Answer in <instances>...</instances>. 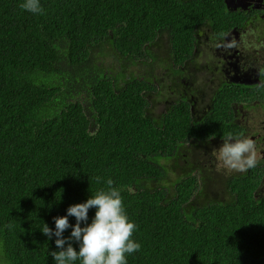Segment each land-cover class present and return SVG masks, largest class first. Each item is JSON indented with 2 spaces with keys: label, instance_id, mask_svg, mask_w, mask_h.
<instances>
[{
  "label": "trees",
  "instance_id": "1",
  "mask_svg": "<svg viewBox=\"0 0 264 264\" xmlns=\"http://www.w3.org/2000/svg\"><path fill=\"white\" fill-rule=\"evenodd\" d=\"M23 2L0 0V264H55L56 237L42 234L44 224L54 231V217L106 189L109 178L141 245L127 264H264V197L254 196V173L212 176L201 153L191 150L190 162L179 148L218 135L227 110L199 126L185 100L157 115L147 95L152 61L193 58L195 33L208 22L195 16L207 7L39 0L43 14H33ZM97 46L118 64L93 55ZM132 65L136 76L128 74Z\"/></svg>",
  "mask_w": 264,
  "mask_h": 264
},
{
  "label": "flooded vegetation",
  "instance_id": "2",
  "mask_svg": "<svg viewBox=\"0 0 264 264\" xmlns=\"http://www.w3.org/2000/svg\"><path fill=\"white\" fill-rule=\"evenodd\" d=\"M204 5L199 10L208 19L195 33L193 58L176 64L170 57L158 58L150 64L149 81L153 89L148 95L152 107L161 105L159 115L172 104L185 100L196 124H208L216 109L227 110L226 127L210 136L197 135L183 147L184 158L193 162L191 150L201 153L202 169L212 176L227 178L226 170L217 159H210L214 144L223 143L227 134L247 137L255 142L258 164L246 172L258 181L254 190L257 199L264 197V0H184ZM215 6V8H213ZM211 13V14H210ZM205 21V20H204ZM163 66V68H159ZM159 68V69H158ZM146 95V96H147ZM163 101V103H162ZM153 112V111H152ZM154 113V112H153ZM207 137V138H206ZM186 148H188L186 150ZM205 149H208V154ZM226 170V172H225ZM243 173L234 172V176ZM206 174V175H207Z\"/></svg>",
  "mask_w": 264,
  "mask_h": 264
},
{
  "label": "clouds",
  "instance_id": "3",
  "mask_svg": "<svg viewBox=\"0 0 264 264\" xmlns=\"http://www.w3.org/2000/svg\"><path fill=\"white\" fill-rule=\"evenodd\" d=\"M20 7L33 14H43L39 0H24ZM217 159L228 171L246 172L258 164L255 142L229 133L218 149ZM96 180L100 183L102 178ZM113 183L112 179H107L106 189L97 191L83 203L69 206L65 216L54 217V231L44 224L42 234L49 240L56 237L58 250L50 253L55 264H74L77 260L81 264H127L126 255L141 249V245L132 239L136 225L129 221L120 192ZM93 208L95 215L88 223L89 209ZM68 217H74L76 223L70 224ZM69 228L70 236L64 237L63 233ZM72 241L78 243V251Z\"/></svg>",
  "mask_w": 264,
  "mask_h": 264
},
{
  "label": "rangeland",
  "instance_id": "4",
  "mask_svg": "<svg viewBox=\"0 0 264 264\" xmlns=\"http://www.w3.org/2000/svg\"><path fill=\"white\" fill-rule=\"evenodd\" d=\"M100 48H102V47H99V46L95 47L94 50H93V55H95L97 58H98V56H100V60H102L105 64H108L109 67L115 66L116 64H118V60H116L115 59V56H114L115 53H112L107 48L103 49L102 51H99ZM160 57H162V56H160ZM129 68H130V70L128 71L129 76L130 75L136 76L137 74H139L141 72L140 70H137L136 69V66H133L132 65ZM133 70H134V73H133ZM110 72H111L112 75L114 74L111 70H110ZM162 103H163V101H162ZM160 107H161L160 104L159 105H156L154 107V110H157ZM163 159L166 162L168 158H163ZM170 162L171 161H167L165 164H167V165L170 166ZM172 162H173V165H174V170H173L172 176H174V174L177 172L178 168H180L181 163H182V160L180 158H178V159H176V160H174ZM210 188H212L213 190H216L217 189V187L214 186V185H210ZM0 256L3 257L1 245H0Z\"/></svg>",
  "mask_w": 264,
  "mask_h": 264
}]
</instances>
